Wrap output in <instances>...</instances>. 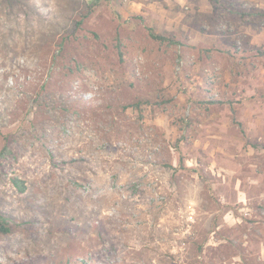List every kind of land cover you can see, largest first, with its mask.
<instances>
[{
  "label": "rangeland",
  "instance_id": "374dc122",
  "mask_svg": "<svg viewBox=\"0 0 264 264\" xmlns=\"http://www.w3.org/2000/svg\"><path fill=\"white\" fill-rule=\"evenodd\" d=\"M262 177L264 0H0V264H264Z\"/></svg>",
  "mask_w": 264,
  "mask_h": 264
},
{
  "label": "trees",
  "instance_id": "16d2710c",
  "mask_svg": "<svg viewBox=\"0 0 264 264\" xmlns=\"http://www.w3.org/2000/svg\"><path fill=\"white\" fill-rule=\"evenodd\" d=\"M88 12H85L84 17H86L88 15ZM82 23H83V18L78 20L75 23V27L80 28L82 26ZM150 35L155 40H159V41L169 40V38L167 36L161 35L158 33L150 32ZM70 42H71V33L66 34L65 36H63L61 38V41L59 42V47L62 49V48H64L65 44L70 43ZM148 102H149L148 100L138 99L134 102H129L128 104H125L123 106V109H127L128 107H131V108L137 110L139 113L142 114V112L144 111L143 105L148 103ZM14 180H15V183L17 184V186L19 187L20 191H24L25 186H24L23 182H21L17 178H14ZM214 218L215 217H211L208 221V224H207L208 227L206 229V236H204V241L208 239L207 235H209V233H211L213 231L212 224H213ZM10 232H11V226L9 224V220L3 214L0 213V234H8ZM203 250H204L203 244L201 242H198L197 243L198 253H202ZM74 262H75V264H88L87 261H84L78 257L76 258V260Z\"/></svg>",
  "mask_w": 264,
  "mask_h": 264
},
{
  "label": "crops",
  "instance_id": "0c3cea01",
  "mask_svg": "<svg viewBox=\"0 0 264 264\" xmlns=\"http://www.w3.org/2000/svg\"><path fill=\"white\" fill-rule=\"evenodd\" d=\"M245 188L241 187V181L238 180L235 184V201H243L244 204L250 203V201L264 200V177L260 179L250 178L247 180ZM230 211H228L229 213ZM235 216V214H231ZM235 223L239 222V219Z\"/></svg>",
  "mask_w": 264,
  "mask_h": 264
}]
</instances>
